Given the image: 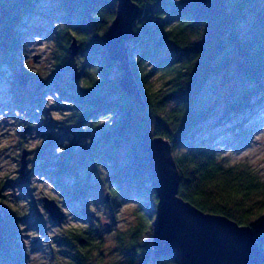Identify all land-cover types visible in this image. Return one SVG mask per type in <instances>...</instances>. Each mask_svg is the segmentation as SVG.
<instances>
[{
    "label": "trees",
    "instance_id": "trees-1",
    "mask_svg": "<svg viewBox=\"0 0 264 264\" xmlns=\"http://www.w3.org/2000/svg\"><path fill=\"white\" fill-rule=\"evenodd\" d=\"M39 1L0 0V59L10 66L16 62L15 56L21 46L22 17L31 13ZM132 1L139 6L140 14L133 25L135 35L130 41L132 47H127V50L130 59V52L137 47V58L130 60V67L139 88L140 102L120 88L122 72L118 63L109 59L106 53V34L115 18L117 0H56L65 16V26L60 34L65 35V41L70 36L77 40L81 50L86 53L88 64L92 68L99 65L96 75L100 76L97 83L92 72H88L86 80L91 85L89 89L80 90L68 84V93L61 88L58 90L62 95L67 94L69 102H75L71 108L79 126L86 124L89 118L96 119L98 115L113 119L112 126L103 131L100 139L107 149L99 152L97 146L91 143L81 158L88 155L95 165L102 159L108 160L113 164L112 183L121 185L126 182L140 196L148 191L157 203L148 160L150 140L162 137L174 149L183 140L193 139L198 133L199 124L206 118L205 110L195 109L197 95L214 73L227 70L230 65L252 87L239 90L236 86L232 89L237 88L234 92L239 94L238 99L229 106L232 115L228 120L237 117L246 106L251 107L253 95L264 88V5L260 0ZM247 9L252 12V20L249 29L240 33L237 21L245 18L244 10ZM72 22L75 23L74 27ZM60 34L57 39L62 44ZM168 44L170 51L162 54L160 51ZM156 74H161L164 81V89L160 93L152 82ZM12 88L14 101L19 108L32 100L37 104L38 99H34L36 91L25 95L21 88ZM232 90L230 95L233 96ZM171 102L175 104L168 109ZM243 122H238L236 127L245 134L241 129ZM171 124L173 129L170 128ZM193 143L196 145L188 151L174 156L180 175L178 195L205 213L224 216L239 226L249 227L264 255V200H255L248 207L243 206V201L234 202L231 206L213 201L211 195L204 191L205 182L214 179L216 173L231 176L234 170L225 171L216 163L218 153L207 141ZM71 156L69 150L65 151L58 157L54 171L47 172L55 177L61 194L74 200L80 194L85 196V187H81L75 165L67 163ZM40 158L45 160L42 167L45 171L49 158ZM236 176L247 181V191L261 187L243 171L236 173ZM64 178H72L73 186L65 183ZM147 183L149 187L145 188ZM111 193L117 201L116 189H112ZM74 213L81 214L75 217L80 220L79 224H84L86 213L83 210ZM154 216L155 211L146 209L145 213L139 215L138 223L129 228L125 235L117 233L119 242L128 239L129 252L125 264H138L133 257L142 252L139 264H175L171 256L156 257L153 243L149 245V241L144 239L151 235ZM20 218L18 212L7 214L0 211V264H21V259L25 258L18 243ZM87 225L88 228L79 235L67 233L65 243L72 247L67 264H90L92 241L102 243L101 237L92 238L96 229Z\"/></svg>",
    "mask_w": 264,
    "mask_h": 264
},
{
    "label": "rangeland",
    "instance_id": "rangeland-1",
    "mask_svg": "<svg viewBox=\"0 0 264 264\" xmlns=\"http://www.w3.org/2000/svg\"><path fill=\"white\" fill-rule=\"evenodd\" d=\"M260 1L264 5V0ZM248 10H244L245 18L237 21V29L240 33H244L249 29L252 12ZM64 17V12L56 0H41L35 4L33 11L23 16L21 20V44H31L34 36H39L40 38L36 44L37 47L45 42L55 43V51L52 53V58L56 61V70L49 74L47 81H40L38 76L29 77L23 71L20 58L21 46L18 47L15 56L16 62L13 66L6 64L0 59V116L4 117L0 121V130H2L0 141L4 139L11 140L12 129H18L15 132V142L11 143L9 147L0 150V158L8 163H18L20 165L16 170L15 179L5 176L3 182L0 183V211L7 214L17 212L21 214V218L18 221L19 232L21 234L27 233L28 235L25 238L31 241L30 246H26V248L29 249L30 253H42L51 264H56L57 258L61 261H68L72 247L71 245L67 246L65 243L67 237L65 230L70 227V222L81 223L75 217V215L81 214L74 212L83 210L86 213L85 223L96 229L92 233V238L101 237L103 243L105 235L110 234L114 230L117 233L120 232L118 231L119 226L123 225L128 230L138 223L139 215L145 213L146 209L152 211L156 209V201H154L148 191L140 196L126 182L121 185L111 182L110 176L112 175L113 164L108 163V160L102 159L95 165L90 156L87 155L84 159L81 158L83 151L91 143L97 146L96 149L99 152L107 149L106 146L102 145L100 139L103 131L108 126L100 124L99 121L105 117L108 119H112V117L98 115L90 123L88 121L86 124L79 126L73 118L74 111L68 103L67 94L62 95L60 90H58L61 88L62 91L68 93V84L76 87L77 80L86 79L88 72L93 69L88 64L86 53L81 50L78 42L76 43L78 46L76 55L74 57L70 55L69 45L72 42V38L70 36L65 41V35L60 34V31L65 26ZM72 23L74 27L75 23ZM59 25H62V27H57ZM59 34L63 37L60 41L62 44L58 43L57 37ZM132 44V42L127 43V47L131 49ZM169 51L170 45L168 44L160 52L166 54ZM42 55L34 56L33 62L38 63ZM136 58L137 47L130 52V60H135ZM148 66H150V63H148ZM75 67L78 69V73ZM114 69H112L113 75L116 74ZM75 73H77V79L72 80ZM21 74L28 77L25 85H20L18 82V76ZM152 82L158 93L163 92L164 81L161 74H156L152 78ZM12 86L21 88L25 95L36 91L34 99H38L37 104L32 100L31 102H26L21 108L16 106L12 94ZM236 86L237 88L239 87V90L242 87H252L251 84L247 85L243 81L242 76L237 71H234L232 65L227 70L214 73L209 78L195 101V109L205 110L206 118L199 124L198 133L193 139L183 140L172 149L173 156H178L188 151L193 145H196L193 142L201 144L202 141H207L208 145L215 148L217 153L231 151L239 154L252 146L254 143L253 136L261 128H264V88L253 95L251 107L246 106L237 117L228 120L232 115L229 106L238 99L237 95L239 92L237 94L234 92L237 88L232 90ZM231 90L232 93L234 92L233 96L230 95ZM53 93H59V98L53 96L54 103L45 108L44 104L47 102L43 100L44 95H52ZM174 104V102H171L168 109H171ZM53 111L61 114L70 112L71 115L62 121H54L51 119ZM242 120L244 122L241 129L246 132L245 134L240 133V129L236 127L237 123ZM9 121L14 123L10 124ZM84 125H87V127H84ZM54 128L59 129V132L54 133L52 131ZM170 128L173 129L174 126L171 124ZM229 128L232 129L230 130ZM238 132L240 134L237 135ZM85 137L91 138L90 144H83ZM41 138L43 143L37 148L29 150L25 146L30 140ZM63 140L69 141V147L65 151L69 150L72 153L67 163L75 165V173L79 177V182L82 184L81 187H85V196L80 194L74 200H69L63 196L59 187L55 184V177L48 174V172L54 171L55 163L59 161V156L55 155V148L61 146ZM23 150L27 151V164L23 172H21ZM95 151L97 152V150ZM10 152L13 154L10 155ZM122 154L123 150H121L120 156ZM100 156L101 154L98 157ZM40 157L49 158L45 171L42 169L45 160ZM101 164L109 173L103 178H101L97 167ZM119 165L121 166L122 163ZM3 170V168H0V171ZM63 180L68 185L73 186L72 178H64ZM47 184H53L54 186L52 194L56 196V199L53 200L58 203L64 216L61 222L53 221L43 205V198H49V195L46 194L47 189L45 186ZM147 187H149V183L145 184V188ZM112 189L117 191V201L113 199ZM8 192H13V195H6ZM16 192L19 194H15ZM106 192L109 193V200H106ZM87 200L90 205L95 206L97 211L105 216V223H101L95 213L90 210L86 203ZM9 204L12 206L9 207ZM130 205L134 207L130 208ZM121 217L123 218L121 219ZM54 232L55 234H53ZM122 233L125 235L127 232ZM18 237L20 251L24 254L23 246L20 243V235ZM114 239L117 247L113 248L108 255H121L123 261L117 260L113 264H125L129 252L128 239L126 238L122 243L118 241L117 235ZM96 252L97 257H91L90 264H97L98 260L106 259L103 250L96 249ZM26 259V256L24 260L21 259V264H25Z\"/></svg>",
    "mask_w": 264,
    "mask_h": 264
},
{
    "label": "water",
    "instance_id": "water-1",
    "mask_svg": "<svg viewBox=\"0 0 264 264\" xmlns=\"http://www.w3.org/2000/svg\"><path fill=\"white\" fill-rule=\"evenodd\" d=\"M139 14V6L132 0H117L115 18L106 34L107 56L118 63L122 72L119 86L137 102L140 92L130 67L127 42L134 38L133 25ZM76 43L74 38L69 45L72 57L78 51ZM76 79L77 73L72 77ZM27 80L23 74L18 76L20 85H25ZM147 151L152 186L158 198L152 223L156 257L171 256L175 264H264V255L249 227L239 226L224 216L205 213L178 195L180 175L168 140L152 138ZM26 154L23 150L21 172L27 164ZM106 200H109L108 192ZM43 205L53 221H62L64 216L55 200L44 197Z\"/></svg>",
    "mask_w": 264,
    "mask_h": 264
},
{
    "label": "clouds",
    "instance_id": "clouds-1",
    "mask_svg": "<svg viewBox=\"0 0 264 264\" xmlns=\"http://www.w3.org/2000/svg\"><path fill=\"white\" fill-rule=\"evenodd\" d=\"M175 3H180V0H175ZM57 27H62L59 25ZM80 38V37H78ZM33 42L31 44L22 43L21 44V65L22 69L28 73L32 74V76L39 77V80L44 82L47 81V77L50 73H53L55 69L56 61L52 58V53L55 51V43L54 42H45L39 44L37 47L36 44L39 41V36H34ZM43 54L38 63L33 62L34 56H40ZM79 55V54H78ZM84 57V56H82ZM77 73L78 69L75 67ZM93 74V79L98 83L100 80V76L96 75V72H99V65L96 64L95 68L91 70ZM77 87L81 89H89L91 87L90 83L86 79L77 80ZM53 96L59 98V93H53L52 95H44L43 100H46V104L44 107L47 108L54 103ZM70 105H75L74 101L68 102ZM80 113L82 110L77 109ZM70 112H64L63 114L59 112L53 111L51 113V119L54 121H62L67 116H70ZM43 119V117H41ZM4 119L3 116H0V121ZM93 119L89 118V123ZM9 123H14L13 121H9ZM102 125H107L111 127L113 124V119H108L107 117L101 119L99 121ZM87 127V125H84ZM17 128L12 129V139H4L0 141V150L5 147H9L11 143L15 142V132ZM54 133H58L59 129L54 128L52 130ZM93 132V131H91ZM0 135H2V130H0ZM254 143L252 146L239 154H235L231 151H224L222 153H218L215 157L216 163L222 167L225 171L228 169H233V174L231 176H223L220 173H216L215 178L208 180L204 184V191L211 195L213 201H219L220 203L228 204L231 206L234 202L243 201V206L248 207L255 200H264V128H261L256 135L253 136ZM43 143L41 139L30 140L27 145H25L29 150L37 148L40 144ZM91 143L90 137H85L83 144L88 145ZM69 147V141L63 140L61 142V146H57L55 148V155L60 156L65 152V149ZM10 155L13 153H9ZM20 167L18 163H8L7 161H3L0 158V168H3V171H0V183L3 182L4 177L7 176L9 178H16V170ZM99 168V172L101 178L107 176L109 173L105 169V167L101 164L97 166ZM245 172L249 176L253 177L254 183H259L261 187L256 189L255 191H247V181L242 177H237L236 173ZM47 193L50 199H56V196L52 194L53 184H47L46 186ZM106 187V185H105ZM15 194H19L16 192ZM8 196H12L13 192L6 193ZM87 206L90 210L95 213L101 223H105V216L97 211L96 207L90 205L88 200L86 201ZM12 205L9 204V207ZM130 208L134 207L133 205L129 206ZM123 217H121L122 219ZM99 226V225H97ZM88 228L87 224H79V223H71L70 227L65 230L66 233H75L76 235L81 234ZM118 231L126 232L127 230L123 227V225L119 226ZM154 230H152L150 237L145 236L144 239L148 240V244L152 243V236ZM55 234V232L53 233ZM20 235V243L23 246L24 255L27 257L25 264H51V262L42 254V253H30L29 249L26 246H30L31 241L26 239L25 236L27 233ZM117 231L114 230L110 234L104 236V242L101 243L99 240L92 241V251L91 256L93 258L97 257L96 249H101L104 251V255L106 259L98 260L97 264H113L114 261L120 260L123 261V257L121 255L113 254L109 256L108 253L115 247H117L116 241L114 237H116ZM29 253V254H26ZM143 254V252H142ZM135 255L133 260L137 261L139 264V258L142 256ZM56 264H67L66 261H61L59 258L56 260Z\"/></svg>",
    "mask_w": 264,
    "mask_h": 264
}]
</instances>
